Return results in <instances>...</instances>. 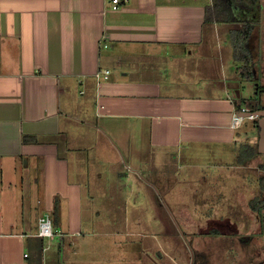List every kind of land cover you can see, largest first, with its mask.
I'll return each instance as SVG.
<instances>
[{"label":"crops","instance_id":"crops-1","mask_svg":"<svg viewBox=\"0 0 264 264\" xmlns=\"http://www.w3.org/2000/svg\"><path fill=\"white\" fill-rule=\"evenodd\" d=\"M215 1L121 0L115 10L112 0H0V264H100L88 250L113 235L96 226L101 210L120 205L125 176L150 188L183 169L206 181L236 176L241 209L260 204L256 122H232L259 89L264 29L252 21L249 77L233 43L245 23L207 21ZM93 117L99 151L71 156L94 141L73 146L65 126L88 135ZM231 204L220 207L227 220ZM45 212L52 238L37 236Z\"/></svg>","mask_w":264,"mask_h":264},{"label":"rangeland","instance_id":"rangeland-1","mask_svg":"<svg viewBox=\"0 0 264 264\" xmlns=\"http://www.w3.org/2000/svg\"><path fill=\"white\" fill-rule=\"evenodd\" d=\"M255 44L254 40L253 45ZM246 83L244 94L251 97L256 88L255 84L253 86L252 83H248L252 87L249 89ZM91 121L94 127H89L91 132L89 131L88 135L84 134V130L79 131L78 126H65L67 133H70L69 141L73 146L75 141L77 145H80L83 138L94 141L91 146H78V150H73L74 153L71 156L78 157L82 153L90 159V155L95 156L94 153L99 151L100 147L96 152L95 146L103 139V135L96 133L97 118L93 117ZM111 137L106 138L113 144ZM74 164L78 167L77 163ZM125 171L130 172L131 170ZM188 174L186 169L180 170V176L174 180L169 179L166 187L163 182L153 181L152 188L145 185L136 175L131 178L126 176L121 178L118 187L120 205H117V210H108L106 207L99 212L100 223L96 226L97 232L95 231L96 234L103 233L104 235L112 231L113 235L103 237L100 243L92 244L91 250H88L89 255L92 252L97 253L102 258L100 264H193V248L200 245L211 249L209 251V256L213 261L211 264H230L228 255L233 254L231 251L234 249L230 250L225 236L214 233L218 231L223 235L225 227L218 225L215 226L216 230H212L213 226L209 225L212 223L211 219L220 218V220H225L224 223L234 222L238 228H242L243 232L249 230L248 227L252 220L245 215V211L237 202L236 176L233 180L232 178L224 180L223 177L210 179L207 182L201 178L196 179L197 175L202 174L201 171L194 176ZM247 175L249 176L250 173ZM227 180L230 181L229 186L222 193V183L228 182ZM261 195L264 196V194ZM228 198L232 201L231 210L228 212L230 220L226 219L227 215L220 212L222 202ZM212 199L216 201L208 204ZM181 207L189 208L185 213L191 214L198 221H193V224L188 221L189 224H186L185 213L179 211ZM86 214L91 219L94 213L88 211ZM164 219H166V224ZM198 234L203 236L198 237Z\"/></svg>","mask_w":264,"mask_h":264},{"label":"flooded vegetation","instance_id":"flooded-vegetation-1","mask_svg":"<svg viewBox=\"0 0 264 264\" xmlns=\"http://www.w3.org/2000/svg\"><path fill=\"white\" fill-rule=\"evenodd\" d=\"M261 1L263 3L262 7L255 9L249 14L250 20H252L254 23H257L260 31L264 29V2L263 0ZM252 51L255 52L254 47ZM258 52L259 54L257 60L264 63V42L260 46ZM253 71L254 74H256L255 80L259 81L260 86L256 91V95L252 99H255L256 102H258L259 106L257 109H250L248 107L246 108L247 110L252 111L264 110V66H261L260 68L256 63ZM257 72H259V74H257ZM254 120L258 129L257 151L261 170L262 191L264 194V121L261 118ZM245 215L252 220L250 227H248V231L243 232L242 228H238V226L234 222L229 221L225 222L224 225H221L222 227H225V233H223V235L218 231L214 233H217L218 235L221 234L219 236H225L226 243L228 247H230V250L234 249V251H231L233 254L229 253L228 255V262L230 264H264V196L260 204H258V206H250V210L245 211ZM214 227L215 226H213L212 230L217 229L216 227ZM197 236L201 237L203 235L198 234ZM206 242L209 243L208 241ZM198 243H200V241H198ZM205 247L196 245V247L193 248V264L213 263L211 257L209 256V251H211V249ZM225 254L226 253H224V255Z\"/></svg>","mask_w":264,"mask_h":264},{"label":"trees","instance_id":"trees-1","mask_svg":"<svg viewBox=\"0 0 264 264\" xmlns=\"http://www.w3.org/2000/svg\"><path fill=\"white\" fill-rule=\"evenodd\" d=\"M263 5L261 0H216L215 9L207 10V21L212 20L215 15L217 22L237 23L241 20L245 23L244 27L234 34L233 43L235 50V57L243 65V70L250 77L252 72V49L249 46L250 38L253 34V23L249 18L250 12L261 8ZM244 16L246 19H241ZM239 19V20H238ZM250 109H257L258 102L255 99H250L246 102ZM27 137L23 140L26 142ZM255 206V205H254Z\"/></svg>","mask_w":264,"mask_h":264},{"label":"built area","instance_id":"built-area-1","mask_svg":"<svg viewBox=\"0 0 264 264\" xmlns=\"http://www.w3.org/2000/svg\"><path fill=\"white\" fill-rule=\"evenodd\" d=\"M113 9H118L121 4V0H112ZM110 76V72L107 71H98L95 73V78L100 84L103 80H108ZM248 111L246 107L242 109L241 112ZM244 117L240 114H235L233 117L232 126L233 128H237L243 121ZM55 234L54 224L51 215L48 212H45L43 216L39 220L38 224V233L37 236L41 238H52Z\"/></svg>","mask_w":264,"mask_h":264},{"label":"water","instance_id":"water-1","mask_svg":"<svg viewBox=\"0 0 264 264\" xmlns=\"http://www.w3.org/2000/svg\"><path fill=\"white\" fill-rule=\"evenodd\" d=\"M241 113H242L241 115H243L244 118H247V119H258V118H261L264 121V110H255V111L248 110L246 112H241Z\"/></svg>","mask_w":264,"mask_h":264}]
</instances>
